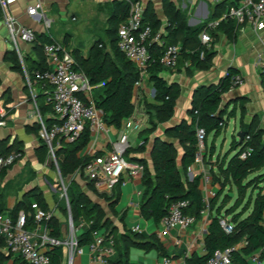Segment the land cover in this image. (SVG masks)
<instances>
[{"label": "trees", "instance_id": "1", "mask_svg": "<svg viewBox=\"0 0 264 264\" xmlns=\"http://www.w3.org/2000/svg\"><path fill=\"white\" fill-rule=\"evenodd\" d=\"M227 1L215 4L214 16L218 17ZM111 13L107 19L108 28L106 33L110 36V48L105 50L100 43H94L87 56H83L79 48L73 49L72 53L76 61V67L82 70L89 78L91 84L102 86L95 88L93 99L98 108L104 113V122L107 126L121 129L123 122L132 115L134 105L135 82L139 78V73L134 64L127 60L117 49L116 34L120 22L125 19L129 10L127 0H114L112 2ZM164 14L167 19L166 33L161 34L162 44L152 42L148 45L149 63L147 66L148 82L154 89L152 102H145L146 112L155 123H167L173 116L176 100L180 94L178 83H167L160 72L165 68L159 63V57L163 49L168 44H180V56L188 57L200 68L206 67L210 55V49H205L204 56L200 57L203 49L199 40V33L203 25L190 28L186 24L184 15L168 1H163ZM143 22L149 24L153 31H157L159 21L151 10L146 7L143 13ZM218 30L223 31L229 38H234L235 24L232 20H223L219 23ZM211 34L214 36L213 32ZM55 39L47 34H36L31 46L34 52L32 57L29 54L24 56V68L22 67L16 52L11 49L7 51L5 59L10 63L13 70L24 75L27 74L32 86H38L40 93L46 91L47 95L51 92L48 84L35 81L34 72L47 69L42 45L46 42H53ZM67 42L66 39L63 40ZM180 60V57H179ZM178 60V62H179ZM238 73L236 69L229 68L216 84L199 85L192 93L188 114L190 120H181L173 126L164 128V138L154 136L150 140V133L153 130L154 122L139 132L143 135L142 143L134 148L130 147L125 152V157L129 161L140 162L144 166L141 176L143 192L139 204L140 214L144 219H152L155 223L167 215L169 206L172 202L185 200L188 204L183 212L195 219L199 217L205 208L213 210L219 197L227 185L234 186L237 191V198L233 205L226 209V215L221 214L228 200V195L224 196L223 202L217 208V213L212 217L204 239L206 253L204 255H192L187 259L189 264H206L207 259L216 249L231 248V264H249V258L259 254V258L264 259V140L263 132L255 126H250L243 122V111L240 116L241 130L244 131L242 142L232 139L230 151L236 152L226 161L218 166V174L214 175V181L221 185V191L214 200L207 205L204 204V197L200 189V176L192 179L188 177V169L194 163L197 153V128H203L205 139L213 133L217 137L224 126V116H234L235 107L230 111L222 109L220 106L222 95L229 91L230 80L233 74ZM47 97V96H46ZM39 111L46 124L52 123V118L46 113H51V101L47 98L46 103L39 106ZM2 120V117L0 116ZM39 122L33 126V131L38 137ZM249 136V139H245ZM39 139V138H38ZM90 133L85 126L81 134L72 142L64 139H55L53 142L54 156L57 163L61 179L66 184L68 205L74 227H78L81 222L85 225L76 234L78 247L86 246L93 239V232L100 231L105 236L112 237L114 255L110 258V264H114L118 256V239L114 234V226L106 217L104 208L98 201H94L86 192L87 189L98 198L102 199L112 207L118 201L119 189L121 184H116L109 193L99 192L94 187V180L88 179L83 172L85 164L90 157L78 156V153L88 145ZM151 141L149 159L151 168L147 166V161L143 157L136 156L146 150L147 142ZM205 142V140H204ZM22 143L18 140L8 144V141H0V156H7L11 153L17 155L14 162L22 156ZM247 147L251 148L250 154L241 159L240 153ZM180 149V151L178 150ZM136 153V154H135ZM97 151L95 156L101 155ZM135 154V155H134ZM35 155L39 163H44L48 156V147L39 139V145L35 150ZM3 166L0 168V186L7 170L11 167ZM56 167V166H55ZM56 168V169H57ZM79 171V174H76ZM84 182L85 188L81 182ZM1 189V188H0ZM250 193L246 198L247 190ZM231 191V189L229 190ZM2 192L0 191V214L5 210L1 203ZM35 202L41 208L49 210L48 204L43 197V193L37 188L25 192L11 209L9 215L13 221L16 220L20 211L25 213L26 229H32L33 209L31 204ZM65 212L67 207L62 208ZM239 209V210H238ZM224 218L227 224L232 226L231 231H227L220 223ZM46 226L50 230L52 237L62 239L60 236L59 221L55 216L46 221ZM137 232L130 231L124 235L123 241L128 245L145 248L149 243L138 239ZM156 236H153L155 241ZM155 243V242H154ZM6 249V243L0 236V264H27L21 256H14ZM64 246H52L46 254L51 264L64 263Z\"/></svg>", "mask_w": 264, "mask_h": 264}, {"label": "crops", "instance_id": "2", "mask_svg": "<svg viewBox=\"0 0 264 264\" xmlns=\"http://www.w3.org/2000/svg\"><path fill=\"white\" fill-rule=\"evenodd\" d=\"M38 1L42 3L44 14L49 20L48 27L45 26L44 19H41L40 16L31 17L27 13V7ZM113 1L13 0L8 4L6 11L19 24L31 28L36 34L44 33L61 42L66 39L67 42L63 43L69 50L73 51V49L79 48L81 54L87 56L94 43H100L105 50L110 48L111 38L106 30ZM138 1L144 5V9L148 7L159 21L157 30L166 33L167 19L163 8L164 0ZM168 1L172 2L184 15L186 24L190 28L199 27L205 21L215 18V4L212 3V0ZM52 26H54L55 33L50 31ZM101 31H104L106 35L104 41L98 37ZM212 32L214 36L212 35L213 40L206 67H198L187 56L184 57L181 54L175 68H164L160 72V76L167 83H178L180 87V94L176 100L172 118L167 123L161 124L163 133L164 128L167 126H173L183 119L190 120L188 110L192 93L196 87L216 84L229 68H234L244 77L245 82L243 85L224 93L220 106L222 109L227 108V111L235 107L236 114L234 117L235 119L238 118L239 124L241 111H243V122L255 126V128L257 126L263 132L262 136H264V78L260 76L255 64L256 55L264 50V19L260 21L256 29L246 25L243 31L235 33L234 38H229L223 31L218 29L212 30ZM20 48L25 54L35 57L30 45L21 43ZM11 49L8 31L0 14V116L5 122L0 126V141H8V144H10L18 140L22 143V156L7 170L1 182V203L5 206V210L1 214L4 215L9 214V209L21 199L25 192L38 185L40 186L38 178L42 174L51 178L50 173L37 161L35 150L39 145V139L33 131V126L37 124L38 120L37 114L40 113L37 99L43 97V103H46L48 95L46 91L40 93L38 86L29 87L27 74L22 75L12 69L10 63L5 59L7 51ZM144 100L145 97L142 96V101ZM146 101L152 102L153 100L148 98ZM47 116H50V113H46ZM148 127L149 123L146 128ZM109 132L112 139H117L121 135V130L112 126H110ZM138 134H133L135 145L130 142L133 148L137 145L138 139L141 138L142 140L143 138V135L139 136ZM211 134L213 133H210L205 139L201 162L192 164L188 169L190 179L195 176L201 177L200 189L205 205L214 200L221 191V185L214 181V175L218 174V166L223 163L225 156V162L231 157L228 153L222 156L217 153L216 137L214 135L209 142ZM155 136L164 138L158 133ZM128 139H130L129 134ZM150 145L151 141L147 142L146 149ZM107 148L108 138L100 135L95 140L91 139L88 145L78 153V156L89 157V153L92 154L97 151H101L103 154ZM149 150L150 148L142 153L135 154L138 157L145 158L147 166L151 168ZM81 183L85 188L84 182ZM94 187L96 188L95 183ZM232 187L234 186L227 185L224 190H232ZM96 189L99 192H110L106 188L104 190ZM39 190L43 193L49 210L58 219L60 235H62L65 227L64 218L56 209V204H51V202L53 203V193L50 195L51 200H48L46 193L49 191L45 189V186H40ZM84 190L94 201L101 204L106 217L114 226V234L118 239L119 248L114 264H189L187 259L192 255L201 256L206 253L204 239L207 233L205 231L212 217L216 215L218 206H215L213 210L205 208L187 228L175 227L163 234L161 233V222L155 223L152 219H144L140 214L139 204L143 192L140 177L126 180L120 186L118 201L112 207H109L106 202L87 189ZM220 196L217 197L216 203ZM223 199L224 197L221 204ZM136 225L139 226L137 238L149 243L145 248L131 245L125 247V244L129 241H123V236L127 235ZM80 231L78 230V233ZM154 235L156 236L155 241L153 240ZM63 250V264H66L68 249L64 247ZM262 261L264 262V259ZM248 262L250 263V260ZM73 264H93L87 246L83 247L82 254L74 256Z\"/></svg>", "mask_w": 264, "mask_h": 264}, {"label": "built area", "instance_id": "3", "mask_svg": "<svg viewBox=\"0 0 264 264\" xmlns=\"http://www.w3.org/2000/svg\"><path fill=\"white\" fill-rule=\"evenodd\" d=\"M13 0H0V14L8 31V39L12 49L16 52L18 59L24 68V51L20 48L21 43L31 44L35 40L36 33L31 28L22 26L15 18L7 14V6ZM129 2L128 14L117 27L116 46L123 56L131 61L136 67L139 78L135 82L134 105L135 109L122 125L121 135L117 139L110 136V126L104 122V113L98 108L93 99L95 88L102 86L100 84H91L86 74L76 67V61L71 50L61 41L46 42L42 45V51L45 56L47 69L44 71H35V81H41L51 87L48 99L51 101L52 123L46 124L40 113L37 114L39 122L38 138L48 147V154L52 155L57 168L54 156L53 142L55 139H64L66 142L74 141L88 127L90 140L96 139L100 135L108 138L107 150L95 156V153H89L90 159L85 164L83 172L94 180L96 188L102 185L109 191L120 183L121 185L134 177H140L143 174L144 166L140 162L129 161L125 157V152L131 147L128 139L127 130L138 134L148 125V116L138 110V103L154 97V89L148 82L147 66L149 63L148 45L152 42L162 44L161 31H153L149 24L143 22L144 5L138 0H127ZM227 1L222 13L215 18L209 19L203 23V28L199 33V40L203 46L200 51V57L204 56L205 49H210L212 45V30H215L223 20H232L235 24V33L244 30L246 25L256 29L262 19H264V0H212L213 4H219ZM27 13L31 17L40 16L44 19L46 27L49 26V20L46 18L43 5L40 1L27 7ZM180 57V45L168 44L164 47L159 57V63L165 68H175ZM255 64L259 74L264 78V50L256 55ZM244 77L239 74H233L230 80L232 90L243 85ZM27 84L32 87L30 79ZM34 96V95H33ZM142 96L145 100L142 101ZM5 122L0 119V126ZM228 122L224 121L222 126ZM205 131L203 128H197V153L193 164L200 163L204 149ZM245 139H249L246 136ZM90 142V141H89ZM143 141L140 140L139 143ZM251 152L247 147L239 157L246 158ZM17 155L11 153L7 156H0V168L14 164ZM58 170V168H57ZM76 171V174H79ZM59 177L60 173H59ZM208 178L206 177V180ZM61 196L67 199V189L63 183ZM188 204L185 200L174 201L170 204L167 215L161 220V233L165 234L175 227L187 228L195 220L194 217L184 214L183 209ZM207 205V204H206ZM33 209L32 229H26L25 213L20 211L16 220L13 221L10 215L0 214V236L6 243V249L14 256H21L27 264H51L47 256V250L52 246L63 245L68 249L67 263L73 264L75 255L83 252V247L77 246L76 234L85 225L81 222L78 227H74L73 221L69 220L68 237L58 239L50 235V230L46 226L53 213L51 210L41 208L37 203L31 204ZM221 225L231 231L232 226L226 223L222 218ZM131 231H139V226H134ZM207 233V230L205 231ZM87 248L90 253L93 264H110L109 260L114 255L113 240L110 236H105L100 231L93 232V239L88 243ZM231 248L216 249L207 259L206 264H231ZM249 260L254 264H264L259 258V254H253Z\"/></svg>", "mask_w": 264, "mask_h": 264}, {"label": "rangeland", "instance_id": "4", "mask_svg": "<svg viewBox=\"0 0 264 264\" xmlns=\"http://www.w3.org/2000/svg\"><path fill=\"white\" fill-rule=\"evenodd\" d=\"M50 31L52 33H55L54 32V26H52V29H50ZM105 36H106L105 32L101 31L99 33L98 37H100L104 41ZM37 101H38L39 105L42 104L43 103V97L37 99ZM145 102H146V100L143 103H141V102L138 103V110L141 113L146 114L148 116L149 127L152 126L151 121H153L155 124V125H153V130L151 131V133L149 135L150 140L153 138V136H155L156 133H158V135L164 137V133H163L161 124L155 123V119H151L149 117V114L146 112L147 110H146V107L144 105ZM235 114L236 113L234 112V115ZM224 121H227L228 123L223 127L221 133L216 137V151L221 156L224 155L225 153H228L229 156H232L235 153V150L229 151L230 143H231L233 138L236 139V141H238V138L236 137V133L238 131H240V124H239L238 118L235 119L234 116L227 117L225 115ZM127 134H129V138H130L129 141L131 142V144L135 145L134 135H133L135 133H133L130 130H127ZM212 138H213V134L210 135L209 142L211 141ZM140 140H141V138L138 139L137 143H139ZM262 140H264V136H262ZM149 148H147V149H149ZM178 150L180 151V149H178ZM41 164L43 165V168L46 169L47 172L50 173L51 178H49L45 174H42V176L38 178V181H39L41 187L45 186V189L49 191L48 193H46V197H48V200H51L50 195L53 193V203L51 202V204H56V209H58V212H60L61 216L64 218V220H63V223L65 225L64 232L60 236L62 237V239H65L68 237L69 216H68V212L67 211L65 212L62 209L65 206L68 207L65 196H61V192L63 191V185L62 184L64 183V181L59 177V173L55 167V163H54V159H53L52 155L48 154L46 161L44 163H41ZM263 171H264V169L261 170V172H263ZM263 185H264V183H263ZM40 186L38 185L37 188L39 189ZM65 186H66V184H65ZM100 189L104 190L105 186L102 185L100 187ZM229 192L233 193V196H229V194H228ZM249 193H250V189L247 190L246 198L249 195ZM225 195H228L229 198H228V200H225L226 205H225L224 209L221 211V214L223 216H226L227 219H229L230 216L226 215L225 211L227 208H229L231 205H233L235 199L237 198V191L234 187H232L231 191L224 190L223 194L220 196L219 200L216 203V207L221 205V200ZM83 247H86V246H83ZM249 264H254V262L252 260H250Z\"/></svg>", "mask_w": 264, "mask_h": 264}, {"label": "water", "instance_id": "5", "mask_svg": "<svg viewBox=\"0 0 264 264\" xmlns=\"http://www.w3.org/2000/svg\"><path fill=\"white\" fill-rule=\"evenodd\" d=\"M244 135H245V133H244V131H242V130H240V131L237 132L236 137L238 138V142H239V143L242 142V140L244 139ZM57 171H58V173H59V170H57ZM228 194H229V196H233V193H231V192H229ZM67 212H68L69 220L72 221V217H71V213H70L69 205H68V207H67Z\"/></svg>", "mask_w": 264, "mask_h": 264}]
</instances>
